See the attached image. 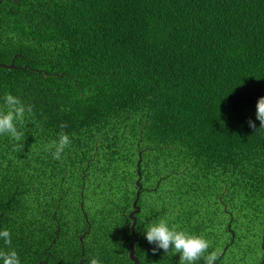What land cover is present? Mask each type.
Wrapping results in <instances>:
<instances>
[{
    "label": "trees",
    "instance_id": "16d2710c",
    "mask_svg": "<svg viewBox=\"0 0 264 264\" xmlns=\"http://www.w3.org/2000/svg\"><path fill=\"white\" fill-rule=\"evenodd\" d=\"M11 63L0 104L12 94L32 111L21 141L0 135V250L134 264L136 199L140 264H179L144 238L161 217L208 238L216 264H260L264 0H1Z\"/></svg>",
    "mask_w": 264,
    "mask_h": 264
},
{
    "label": "clouds",
    "instance_id": "9594fccd",
    "mask_svg": "<svg viewBox=\"0 0 264 264\" xmlns=\"http://www.w3.org/2000/svg\"><path fill=\"white\" fill-rule=\"evenodd\" d=\"M31 111V106L26 105L19 97L6 94L0 104V135H7L15 141H21L25 133L18 128V125L23 124L26 113ZM256 118L261 125H264V97L257 100ZM69 143L68 135L60 134L59 139L52 141L47 147L54 148V159H60L61 153ZM0 238H3L5 243H10L9 230H0ZM144 238L149 244L155 245L153 252L164 250L166 254L170 251L178 254L179 264H197L200 260H203L204 264H216L217 253L208 251L211 247V241L208 238L179 229L166 217L148 224L144 231ZM0 264H20L17 252L14 249L0 250ZM92 264H100V262L93 260Z\"/></svg>",
    "mask_w": 264,
    "mask_h": 264
},
{
    "label": "water",
    "instance_id": "95a60500",
    "mask_svg": "<svg viewBox=\"0 0 264 264\" xmlns=\"http://www.w3.org/2000/svg\"><path fill=\"white\" fill-rule=\"evenodd\" d=\"M0 67H8V68H11V67H13V64L12 63L9 64V65L0 64ZM136 194L138 195V191H137ZM132 205H133V210L129 213V217L132 220L131 225H130V230H131V233H132V239H131V241L129 243L128 256L131 259V261H133L134 264H140L139 263V260H138V257L135 255V242L137 240V233L135 232L136 218L133 215L134 213L139 212L140 208H139V206L136 205V199L133 201ZM81 239H82V236H80V240ZM261 248L264 250V234L262 235ZM263 262H264V257L261 260L260 264H263Z\"/></svg>",
    "mask_w": 264,
    "mask_h": 264
},
{
    "label": "flooded vegetation",
    "instance_id": "af4514ba",
    "mask_svg": "<svg viewBox=\"0 0 264 264\" xmlns=\"http://www.w3.org/2000/svg\"><path fill=\"white\" fill-rule=\"evenodd\" d=\"M129 252V251H128ZM130 259V258H129ZM131 260V259H130Z\"/></svg>",
    "mask_w": 264,
    "mask_h": 264
}]
</instances>
